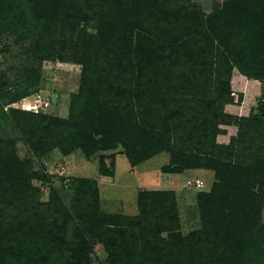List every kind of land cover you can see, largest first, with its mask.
I'll return each mask as SVG.
<instances>
[{"label": "trees", "instance_id": "16d2710c", "mask_svg": "<svg viewBox=\"0 0 264 264\" xmlns=\"http://www.w3.org/2000/svg\"><path fill=\"white\" fill-rule=\"evenodd\" d=\"M2 35L36 39L51 60L70 52L81 77L67 119L8 110L30 157L21 160L14 140L0 138V264H86L98 241L110 264L264 263V226L243 192L253 171L264 170V122L237 118L236 137L216 144L219 123L231 121L220 117L233 102L230 72L264 79V0H227L207 15L197 0H0ZM27 95L18 83L0 91V106ZM160 110L179 115L183 143L197 147L174 149L184 166L216 171L211 192L198 197L200 230L180 234L172 192H141L134 217L102 214L89 180L69 184L84 187L78 207L52 191L54 207L41 208L31 181L50 183L32 171L34 161L53 149L91 159L121 146L137 166L159 153L162 133L172 135L157 127ZM104 162L101 155L99 171L110 176Z\"/></svg>", "mask_w": 264, "mask_h": 264}, {"label": "rangeland", "instance_id": "374dc122", "mask_svg": "<svg viewBox=\"0 0 264 264\" xmlns=\"http://www.w3.org/2000/svg\"><path fill=\"white\" fill-rule=\"evenodd\" d=\"M197 2L200 4L202 12L207 15L214 10L215 6L222 5L227 0H197ZM257 11H260L259 7H257ZM256 16L261 18L260 13ZM40 55L36 39L19 41L12 35L0 36V91L9 88L13 90V86L20 83L21 87L26 88L30 94L22 100L31 102L37 95H41L51 103L50 108L46 110L47 115L67 119L70 97L72 94H76L79 89L81 66L70 59V52L68 60H51L45 56L40 57ZM24 80L27 81L24 82ZM183 92L190 91L183 89ZM229 92V97L233 102L223 107L220 117H230L231 121L230 123H227L226 120L220 122L218 128L223 133L216 136V144L223 146H227L231 139L236 137L237 126L234 120L237 118L264 122V79L246 77L234 68L230 72ZM19 103L0 106V138L14 140L17 156L21 160H25L30 157V153L8 116V110L14 108L13 106H18ZM169 108L171 107L169 106ZM172 114V111H159L158 119L160 121L157 127L162 131L172 133V135L168 136L167 133H162L159 140L161 145L159 153L137 166L130 164L121 146L99 153L91 159H85L78 150L63 155L58 149H53L48 160L34 161L32 171L45 174L50 183L46 184L37 179L31 181L33 187L41 190L39 198L41 208L44 209L47 203H51L52 191L58 194L59 199L66 206L73 204L78 207L84 187L76 185L70 187L69 184L75 180H89L93 181L97 188L98 209L102 214L134 217L140 212L138 196L141 192H172L178 214L180 234L184 237L191 232L200 230L202 224L197 203L198 197L211 192L216 181V171L212 164L208 163L206 165L211 166L208 169L187 168L188 166H184L183 161L179 159V155L173 153L177 146H188L190 149L197 147L194 143H183L184 132L179 127V123H181L179 115ZM41 125L43 124L41 123ZM171 154L174 156L177 154L176 162H173L175 158L173 159ZM101 155L108 170H111L110 176L103 175L99 171ZM111 162L113 166H111ZM190 163L193 166L195 164L200 166L199 162ZM181 166L186 169L180 173H166L172 167L180 168ZM258 171H253L252 176L248 177V184L243 192L250 196L251 203L254 200L253 204L258 206V209H255L258 213L257 226H264V170L262 174ZM197 182L201 184L199 187ZM51 207H54L53 202ZM72 227H66L65 238L67 241L71 240ZM165 236L166 234L162 233V237ZM85 258L86 264H110L109 253L100 241L91 246ZM65 259L68 258L65 257Z\"/></svg>", "mask_w": 264, "mask_h": 264}, {"label": "built area", "instance_id": "2783aa9c", "mask_svg": "<svg viewBox=\"0 0 264 264\" xmlns=\"http://www.w3.org/2000/svg\"><path fill=\"white\" fill-rule=\"evenodd\" d=\"M17 109L23 110V111H28V112H33V113H39L41 111H46L50 108L51 103L48 99L44 98L41 95H37L34 100L31 102L28 100H21ZM16 108L15 106H13ZM201 184L200 182H197V186L199 187Z\"/></svg>", "mask_w": 264, "mask_h": 264}]
</instances>
